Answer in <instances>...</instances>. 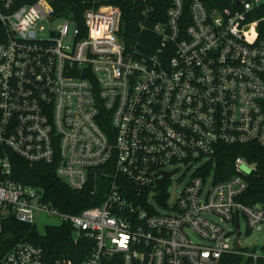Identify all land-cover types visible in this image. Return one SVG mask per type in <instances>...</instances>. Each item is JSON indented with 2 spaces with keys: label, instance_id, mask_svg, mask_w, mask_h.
I'll use <instances>...</instances> for the list:
<instances>
[{
  "label": "built area",
  "instance_id": "built-area-1",
  "mask_svg": "<svg viewBox=\"0 0 264 264\" xmlns=\"http://www.w3.org/2000/svg\"><path fill=\"white\" fill-rule=\"evenodd\" d=\"M166 18L152 30L158 48L141 55L118 7L88 9L83 34L50 0H0V145L102 198L63 212L0 155V236L9 217L39 228L43 214L57 221L45 229L68 224L76 243H93L82 264H264V245L240 241L242 218L248 232L264 226V203L243 201L255 165L238 156L232 175L219 172L222 147L264 149V0H173ZM57 19L64 25L50 28ZM182 166L194 172L170 189ZM0 264L47 262L20 240Z\"/></svg>",
  "mask_w": 264,
  "mask_h": 264
},
{
  "label": "trees",
  "instance_id": "trees-1",
  "mask_svg": "<svg viewBox=\"0 0 264 264\" xmlns=\"http://www.w3.org/2000/svg\"><path fill=\"white\" fill-rule=\"evenodd\" d=\"M55 15L76 22L86 33L84 13L93 7L111 5L118 7L124 23L123 34L128 47L141 55H151L160 45V37L152 30L156 23L166 22V14L173 0H50ZM209 6L225 7L227 0H205ZM188 15V11H187ZM261 39H264V22L259 25ZM10 157L13 177L17 181L43 189L44 199L59 210L78 214L86 208L99 205L100 195H93L90 190H74L56 175V167L45 163H30L0 145V155ZM243 156L255 165L247 177L249 189L243 201L247 204L264 203V149L258 145L225 146L219 154V171L225 179L233 174L232 161ZM227 167V169H226ZM70 225L49 226L41 233L35 226L21 223L14 217L4 221L0 236V255L20 240L30 241L44 248L47 264H54L59 259H71L82 264L93 249L91 241L80 239L77 243ZM238 256L223 258L219 264H241Z\"/></svg>",
  "mask_w": 264,
  "mask_h": 264
},
{
  "label": "rangeland",
  "instance_id": "rangeland-1",
  "mask_svg": "<svg viewBox=\"0 0 264 264\" xmlns=\"http://www.w3.org/2000/svg\"><path fill=\"white\" fill-rule=\"evenodd\" d=\"M65 21L64 19H57L55 21H52L48 23V26L50 28L56 29L61 28L64 25ZM75 32V26L69 25V37L72 38ZM194 171L193 169L187 171L183 166L180 167V169L175 171V175L173 177V182L170 183V189H173L177 183L178 179L184 176V180L186 181L190 174H192ZM38 226L39 231L41 233H44L45 231V225L49 224H56L57 221L55 218L46 216V215H38ZM217 219V218H216ZM220 222L219 220H217ZM221 225L225 226L226 228H230L231 225L227 223L220 222ZM248 226L244 218L241 220V232L242 235L240 237V241L242 243L243 248H247L249 250L256 249V251H261L262 247L264 245V226H258L255 228L252 232H248ZM191 238L194 241H198L199 239L194 233H191Z\"/></svg>",
  "mask_w": 264,
  "mask_h": 264
},
{
  "label": "water",
  "instance_id": "water-1",
  "mask_svg": "<svg viewBox=\"0 0 264 264\" xmlns=\"http://www.w3.org/2000/svg\"><path fill=\"white\" fill-rule=\"evenodd\" d=\"M244 171L247 172V173H250V170L247 169V168H244ZM240 235V231H238V236Z\"/></svg>",
  "mask_w": 264,
  "mask_h": 264
}]
</instances>
